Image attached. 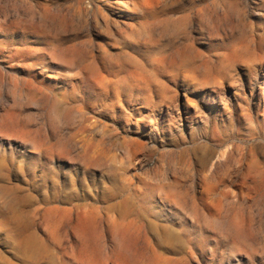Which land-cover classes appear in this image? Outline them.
I'll list each match as a JSON object with an SVG mask.
<instances>
[{"label":"rangeland","instance_id":"374dc122","mask_svg":"<svg viewBox=\"0 0 264 264\" xmlns=\"http://www.w3.org/2000/svg\"><path fill=\"white\" fill-rule=\"evenodd\" d=\"M119 1L0 0V218L28 194L61 214L128 200L176 263L264 264V1ZM1 227L0 263L21 264Z\"/></svg>","mask_w":264,"mask_h":264},{"label":"bare ground","instance_id":"6f19581e","mask_svg":"<svg viewBox=\"0 0 264 264\" xmlns=\"http://www.w3.org/2000/svg\"><path fill=\"white\" fill-rule=\"evenodd\" d=\"M108 1L111 2L114 0H108ZM116 4L120 5L121 7L118 9L117 7H114V9H117L118 12L119 11L123 12L128 10L131 11V9H129V3L127 2V0H120L118 3L116 2ZM147 8H148L147 5H145L143 2L138 0L137 3H134L132 11H137L139 9L146 10ZM44 10L47 13L51 12L48 6L45 7ZM104 19L105 17L103 18V20ZM73 52L74 51H72V53ZM114 66L117 67L116 64ZM95 70L97 72L99 68ZM133 75L131 74V76ZM132 78H134V76ZM27 79H25V81ZM103 79H105V77H103ZM34 80L37 81V77H35ZM22 81L23 80H21V82ZM137 83L140 86H144L145 85L144 83L146 82L143 83L141 81H137ZM36 92H34V94ZM38 95H40V93H38ZM38 95L35 96L37 97ZM36 97L34 98L35 100ZM13 124H16L15 121L13 122ZM14 131H11V133ZM14 137L15 136H13L12 138ZM250 166L256 178L264 179V163H260L259 161H253L251 162ZM244 184L246 185V183ZM212 202L214 203V200ZM175 203H181V202L176 201ZM8 205L10 212L2 216V218H0V225L2 226L1 228L2 230H4V233L7 235V237L12 238L14 244H16V246L22 251L21 264H56L57 263L56 261V258H58L57 253H59L58 251H61L58 244L61 240L62 220H65V222H67V225L69 226V229L72 233V238L74 240L73 241L74 244L71 245V249H72L71 260L74 264H181L174 262L172 258L166 255V252L165 253L162 252L161 251L162 249H160L161 247H158L159 244L158 246H156L155 243L150 238L146 237L143 241H139L136 232L138 230L136 223L134 220L131 219L133 213L132 206L128 200H123L121 202H111V200H109V205L107 206L108 214L103 213L99 207L94 208L93 210H84L82 207L81 208L77 207L75 209L64 210L62 211V214H61V207L59 206L50 205L45 208H35V206L37 205V198L32 194L23 195L21 197H14L11 199ZM216 205L213 204L212 206H216ZM217 221L215 223H217ZM229 228H230V232L231 231L234 232L236 237L237 236L241 237L242 235L240 231L241 226H238L235 222H232L230 223ZM107 230L112 234L116 245L112 249V251L104 257L103 250H104L105 238H106L105 232ZM232 235L233 233L231 234V236ZM140 244H142L143 247H139ZM0 264H17V263H14L8 258H5L4 260H2Z\"/></svg>","mask_w":264,"mask_h":264}]
</instances>
